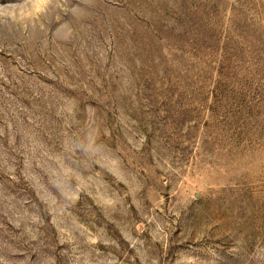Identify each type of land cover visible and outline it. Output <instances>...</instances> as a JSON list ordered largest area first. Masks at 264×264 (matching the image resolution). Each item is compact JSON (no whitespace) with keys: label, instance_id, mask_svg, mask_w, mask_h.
I'll list each match as a JSON object with an SVG mask.
<instances>
[{"label":"rangeland","instance_id":"374dc122","mask_svg":"<svg viewBox=\"0 0 264 264\" xmlns=\"http://www.w3.org/2000/svg\"><path fill=\"white\" fill-rule=\"evenodd\" d=\"M0 264H264V0H0Z\"/></svg>","mask_w":264,"mask_h":264}]
</instances>
